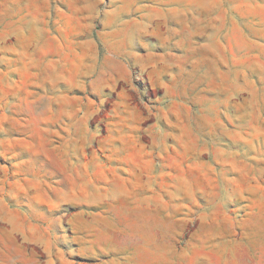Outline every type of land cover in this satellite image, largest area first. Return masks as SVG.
I'll return each mask as SVG.
<instances>
[{"label":"rangeland","instance_id":"374dc122","mask_svg":"<svg viewBox=\"0 0 264 264\" xmlns=\"http://www.w3.org/2000/svg\"><path fill=\"white\" fill-rule=\"evenodd\" d=\"M41 74H78L77 85L68 75L62 87L63 103L77 97L79 113L63 119V135L79 136L63 141L64 152L89 149L87 136L127 126L146 138L155 126L151 140L167 149L159 181L174 183L176 208L198 211L182 238L160 241L175 264H264V0H0V142L25 134L46 149L41 130L55 128L23 129L5 116L41 97L30 89ZM12 193L33 192L0 185V264H106L118 257L106 247L143 245L116 230L110 239L88 231L92 214L75 204L96 203V193L64 189L60 203L47 190L40 206H18ZM130 194L141 191L117 180L106 205ZM200 219L209 228L189 239Z\"/></svg>","mask_w":264,"mask_h":264},{"label":"crops","instance_id":"0c3cea01","mask_svg":"<svg viewBox=\"0 0 264 264\" xmlns=\"http://www.w3.org/2000/svg\"><path fill=\"white\" fill-rule=\"evenodd\" d=\"M68 75L70 83L75 81L77 85L78 74H41L40 86L33 83L30 88L42 92L41 97L35 98L33 103L16 104L8 108L9 113L5 116L7 119L11 117L15 127L24 129L37 123L40 128L53 127L55 130L54 133L51 129L41 130L46 143L45 150L36 149L25 134H14L6 138L5 142L1 141L0 147L4 151L0 150V185L6 190L33 192L24 197L9 194L8 197L18 206L46 205L47 190H54L56 201L60 203L66 197L64 189L96 193V203L88 199L75 204L87 209V214H92L87 218L88 231L93 235L95 229L106 232V237L110 239L111 230H116L119 239L143 240V245L133 251L132 247H106V255H118L117 258L114 256L106 260V264H175V250L162 246L160 241L182 238L183 232L189 229L191 214L198 211L190 205L176 208L174 183L159 181V176L167 171L162 162L167 149H159L158 144L151 140V137H155L149 131L152 132L155 126L146 129V138L143 134H128L125 126L123 129L115 128L108 134L105 132L97 139L94 135L87 136L86 142L91 145L88 144L86 148L89 149L80 152L78 146H74L75 150L71 147L70 152H64V140L74 143L79 141L77 134L64 136L62 133L63 119L72 121L79 118L77 97L75 101H67L69 104L63 103L62 87ZM6 76L8 79L10 76L21 78L25 74ZM29 77L36 79L38 75L29 74ZM64 108H70V113H64ZM26 110H37L39 113L30 114L26 120ZM128 130L134 132L133 128ZM131 178L136 183L126 182ZM117 180L122 183L123 190L135 187L141 194H135V198L130 194L127 195L129 198L118 201L117 205H106L109 203L106 201V191ZM41 191L43 193H39ZM176 215L181 216V220L176 221ZM177 222L180 225L178 228L175 226ZM95 223L103 224L102 229L91 225ZM207 228V221L200 219L196 230L188 238H201ZM136 251L143 255L140 262L136 257H129L136 254ZM196 251L203 253L204 249L199 247ZM182 252L190 253V246L182 248ZM257 262L262 264L263 259Z\"/></svg>","mask_w":264,"mask_h":264}]
</instances>
